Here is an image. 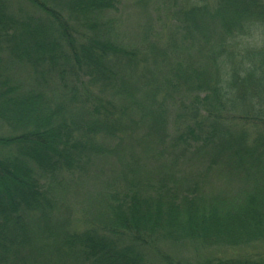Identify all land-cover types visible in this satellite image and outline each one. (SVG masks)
Wrapping results in <instances>:
<instances>
[{"label":"trees","instance_id":"trees-1","mask_svg":"<svg viewBox=\"0 0 264 264\" xmlns=\"http://www.w3.org/2000/svg\"><path fill=\"white\" fill-rule=\"evenodd\" d=\"M115 4L0 0V264H26L29 255L20 251L28 254L31 240L22 214L45 213V183L96 152L92 136L129 130L121 120H98L110 113L98 88L103 94L111 83L113 55L125 53L98 33L95 14ZM183 4L162 25L171 17L183 30L182 44L197 46L200 63L180 65L177 58L159 79L143 74L151 105L145 110L126 99L133 91L121 100L125 112L137 110L143 119L132 120L134 128L146 123L162 135L168 127L173 149L183 144L200 168L189 181L173 174L144 194L133 183L126 196L106 198L111 237L98 231L53 240L56 251L81 264H149L143 254L162 241L200 238L207 247L232 249L264 242V42L256 40L264 37V0ZM167 43L176 52L173 35ZM157 57L156 66L167 63L166 50ZM215 177L225 192L213 191ZM203 264H264V253Z\"/></svg>","mask_w":264,"mask_h":264},{"label":"rangeland","instance_id":"rangeland-1","mask_svg":"<svg viewBox=\"0 0 264 264\" xmlns=\"http://www.w3.org/2000/svg\"><path fill=\"white\" fill-rule=\"evenodd\" d=\"M184 1L186 0H116L112 9L95 14L100 22L98 33L114 40L125 53L113 55L110 63L111 83L106 86L103 94L98 88L96 97L104 96L109 102L107 106L110 112L106 114L107 117L101 116L98 120H106L109 125H113L115 119L121 120L129 130L119 133L118 136L117 133L111 135L106 130L102 134L92 136L90 139L97 145L94 149L96 152H85V155L78 159L76 167L63 169L54 175V179L45 183L44 194L49 201L45 213L29 214L24 211L22 214L24 236L31 240L28 254L26 250L20 251L22 256L24 253L29 255L26 264H81V259H75L73 255L66 257L56 251L58 242L53 243V240L64 234L76 236L98 231L106 237H111L106 231L107 225L104 224L110 217V213L103 206L106 198L113 195L115 198L126 196V193L134 189L133 183L140 190L139 194H144L149 184L153 182L156 185L160 178L165 180V177L170 178L173 174L183 176L189 181L195 170L200 168L196 165L195 156L184 150L183 144L173 149V133L168 127L162 135L152 132L146 123H139L140 126L134 128L132 120L142 118L137 110L125 112L122 108L125 100H121L123 93L133 91V98L126 99L135 100V106H142L145 110L151 105L148 102V86L142 82L143 74L159 79L167 70L166 66L169 71V62L173 63L177 58L180 65L190 64L197 67L200 63L202 58L197 46L187 48L182 44L183 30L176 28L174 20L171 21V17H168L165 25H162L166 15L172 16L178 7L182 8ZM170 35L175 38L176 52L165 46L168 45ZM256 40L261 44L264 37L260 39L256 36ZM160 50H166L167 63L160 62L159 66H156ZM134 69L140 70L142 74L134 72ZM50 88L53 90L52 84ZM156 100H163L164 103L168 98ZM166 104L170 113L173 103L169 101ZM3 134L6 132L4 127H1L0 135ZM81 139L87 144L90 142L89 139ZM211 185H214L213 191L217 192L226 188L225 181L219 177H215ZM41 228L45 229L42 235ZM198 241L200 238L178 243L162 241L152 247L154 252L150 248L143 255L149 264H203L228 256L241 257L249 252L264 253V242L232 249L230 246L207 247ZM15 257L18 258V255ZM161 257L167 258V262L161 260Z\"/></svg>","mask_w":264,"mask_h":264}]
</instances>
